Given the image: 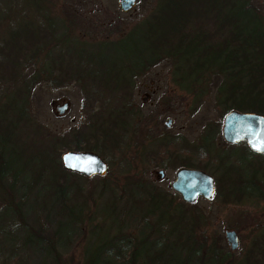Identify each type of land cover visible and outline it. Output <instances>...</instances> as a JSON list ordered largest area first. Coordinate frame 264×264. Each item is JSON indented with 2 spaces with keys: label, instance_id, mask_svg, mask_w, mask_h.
I'll list each match as a JSON object with an SVG mask.
<instances>
[{
  "label": "trees",
  "instance_id": "trees-1",
  "mask_svg": "<svg viewBox=\"0 0 264 264\" xmlns=\"http://www.w3.org/2000/svg\"><path fill=\"white\" fill-rule=\"evenodd\" d=\"M37 1L32 12L23 4L9 7L6 0H0V83L7 81L12 86L8 90L0 86V206L5 213L0 238L17 234L15 251L41 243L57 254L54 242L24 217V196L32 189L39 191L40 204L47 201L50 209L61 208L72 225L83 229L80 208L88 199L77 177L87 184L88 196L93 184L91 177L61 166V148L91 152L98 150V144L118 146L123 110L114 112L109 107L91 116L85 130H69L71 145L64 134L47 132L28 114L30 92L43 83L61 85L68 80L112 91L126 81V74H119L114 61L106 63L85 49L87 39L71 36L70 25L81 26L80 12L65 7L60 15L54 14L46 6L49 0ZM148 15L137 29L143 47L140 62L170 61L178 78L175 84L188 94L196 92V98L205 91V81L213 79L217 82L215 103L221 106L222 115L230 109L264 115V7L255 0H154ZM130 30H118L117 39L101 36L97 40L117 42ZM98 73L107 74L97 80ZM204 127L216 129L214 123ZM238 144L241 153H253L243 141L227 143ZM202 145L208 146L204 141ZM259 155L258 160L239 162L230 154L219 155L216 161L221 171L214 178V194L229 203L251 192L264 200V156ZM144 193L131 199L141 205L135 223L137 236L118 238L116 244L94 242L85 264L101 261L99 254L105 245L109 249L104 259L111 264H264V219L256 220L254 228L261 232L251 237L243 256L234 259L216 234L207 232L206 216L194 201L184 202L175 192L152 185ZM16 255L1 259L0 264H26L21 254Z\"/></svg>",
  "mask_w": 264,
  "mask_h": 264
},
{
  "label": "rangeland",
  "instance_id": "rangeland-1",
  "mask_svg": "<svg viewBox=\"0 0 264 264\" xmlns=\"http://www.w3.org/2000/svg\"><path fill=\"white\" fill-rule=\"evenodd\" d=\"M6 1L5 3L9 7L23 4L30 11L33 9V3L38 2L37 0ZM153 2L154 0H135L133 7L126 11L120 10L118 0H49L46 3L48 9H52L54 14L60 15L65 7L76 9L77 14L80 12L77 15V20L81 26L70 25L71 36L74 37L77 34L80 39H87L88 41L83 44V47L102 56L106 63L114 61L119 74H126V81L112 91L100 88L97 90L96 86H81V83L73 80H68L62 83L63 85L40 84L30 92L28 114L43 125L42 127L47 132L55 135L64 134L71 145L73 142L69 130H85L91 116L103 112L102 110H110L109 107H112L114 112L123 110L122 121L124 124L121 129H118L120 132L117 137L118 146L98 144V150L93 149L94 153L101 156L108 168L106 174L92 176L90 180L93 189L90 191L91 193L89 192V196L86 194L87 184L82 178L77 177L82 195L88 199L83 205L81 203L80 208L83 229L72 225L71 218L61 208L55 206L50 209L47 201V203L40 204L41 199L36 195L39 191L36 192L32 189L24 196V217L30 226L38 228V230L41 229L43 235L54 242L53 246L57 254L48 246H42L41 243L32 248L15 251L13 245H16L14 237H17V234H13V236H2L6 239L2 244L5 243L6 246L0 243V260L14 259L17 252L22 255L20 257L26 264H85L86 253L90 251L89 248L94 242L99 244L108 240V244H116L118 238L127 235L137 236L138 228L135 223L136 218L139 217L141 205L131 200L132 198L136 199L145 194V190L150 185L160 191L174 193L169 185L173 179L174 168L179 161L171 159L165 165L149 164L143 162L142 152L139 150L129 151L127 140L129 128H127L128 121L125 117L128 84H131L130 89L133 91L132 99L146 112L149 110L152 113L154 105L147 106L142 103L141 96L145 93L150 95L149 99L152 102L150 103L155 102L156 107L161 108L163 114L167 113L166 110L170 104L175 105V110L168 115L172 119L174 118L171 127L164 129L161 123L150 133L153 135L152 132L156 133V129H158L162 130L165 135L168 134L167 136L179 135L180 138H183L184 144L195 149L189 164L202 166L213 176V179L221 171L220 168L217 169L216 160L219 155L230 154L229 157L237 159L238 162L244 161L245 158L260 159L261 156L255 153H241L242 147L239 144L229 146L224 143L220 134L223 118V115L220 114L221 106L215 103L216 81L213 79L205 81L207 85L205 93H198L200 97L196 98V92L188 94L175 84V80L178 78L175 76L174 66L170 61L160 60V62L151 64L139 61L143 47L140 44L141 36L138 35L137 29H139V23L149 16L148 12L153 7ZM255 3L260 4L261 8L264 7V0H255ZM38 6L41 7V5ZM31 16V18L34 17L32 14ZM130 28L129 35H125L117 42L97 40L101 39V36L111 40L117 39L119 37L118 30ZM135 63L137 64L135 65ZM105 74L98 73L95 78L97 80L105 78ZM0 86L3 88L2 90L12 87L7 81L1 82ZM61 102L68 103V106L63 114H58L53 107ZM206 123L207 125L214 123L216 129H206L204 127ZM148 125L151 126L150 123ZM203 141L207 142L208 146L202 145ZM196 147H199L198 149L201 151H198ZM70 149L76 150L73 147ZM63 150L66 149L61 148V151ZM158 168L165 171L163 178L158 177L159 174L156 172ZM40 191H44V188H41ZM245 194L239 202H223L216 194H213L209 200L198 197L194 201L195 207L206 216L207 232L209 234L214 232L224 248L229 249V245L225 242L223 230L233 229L237 232L239 245L232 250L234 259L243 256V251L250 245L251 237L260 231L258 230L260 228H254L256 220L264 219V200L256 198L252 192ZM174 201L177 202V199L174 198ZM4 215L0 206V225L3 224ZM1 234L0 232V237ZM106 247L107 245L102 247L103 250L99 254L102 260L96 264L112 263L111 260L105 261L104 259L107 256L106 251L109 249ZM9 264L13 263L9 262Z\"/></svg>",
  "mask_w": 264,
  "mask_h": 264
},
{
  "label": "water",
  "instance_id": "water-1",
  "mask_svg": "<svg viewBox=\"0 0 264 264\" xmlns=\"http://www.w3.org/2000/svg\"><path fill=\"white\" fill-rule=\"evenodd\" d=\"M134 1L118 0L120 10L126 11L131 9ZM67 106L68 103L61 102L55 104L53 108L56 113L63 114ZM220 127L221 137L226 144L243 141L250 151L264 156V115L251 111H235V109H230L223 114ZM257 146H260L262 150H258ZM59 156V162L64 169L80 174V176L92 178L94 175H104L108 168L101 156L93 151L66 149ZM66 157L73 158L71 163H76L77 167L73 168L69 166L70 161ZM91 160L96 161V164L91 165L95 171L88 172L83 170V168L88 166L85 162ZM100 169H103V171ZM158 172L160 176H163L161 170ZM170 182V189L178 194L182 201L187 203H192L198 197L209 200L215 193L212 176L201 169L179 168ZM223 232L225 242L229 245L228 248L231 251L234 250L239 245L237 232L233 229H224Z\"/></svg>",
  "mask_w": 264,
  "mask_h": 264
},
{
  "label": "flooded vegetation",
  "instance_id": "flooded-vegetation-1",
  "mask_svg": "<svg viewBox=\"0 0 264 264\" xmlns=\"http://www.w3.org/2000/svg\"><path fill=\"white\" fill-rule=\"evenodd\" d=\"M128 85H129L128 86L129 90L128 93H126L127 111L125 117L126 120L128 121L127 128H129L127 130L129 151L133 152L134 150H139L140 152H142L143 162L149 164L165 165L171 159L179 161V163L176 164L177 166L174 168V175L176 173V170L182 167L185 169L194 168L195 170L201 169L206 171L204 168L202 169V168H198V167L196 168L194 166H190L192 165L189 164L191 162L190 159L193 157V153H195V149H193L190 145L188 146L184 144V142L182 141L183 138H180L179 135H174V137L170 135L167 136L168 134L165 135L162 130H158V129H156L157 131L156 133L152 132L153 135L150 133L151 130L153 131V129L157 128L159 125H161V123H162V128L164 129H169L171 127L172 123L174 122V118L172 119L168 115L170 112H173L175 110V105L170 104L167 107L166 110L167 113L163 114L162 109L161 108L158 109L155 105V102L151 104L152 102L149 99L150 95L145 93L143 96H141V100L143 101L142 103L146 104L147 106L154 105V107L152 108L153 109L152 113L149 112V110L146 112L142 108H140V105L136 104L134 99H132L133 91L132 89H130L131 84ZM149 123L151 124V126L148 125ZM145 142H147V144H144ZM159 170L163 172V176H165V171L161 168L156 169V172L159 174L158 177L163 178V176H160V173L158 172Z\"/></svg>",
  "mask_w": 264,
  "mask_h": 264
},
{
  "label": "snow or ice",
  "instance_id": "snow-or-ice-1",
  "mask_svg": "<svg viewBox=\"0 0 264 264\" xmlns=\"http://www.w3.org/2000/svg\"><path fill=\"white\" fill-rule=\"evenodd\" d=\"M257 147H258V150H262V149L260 148V146H257ZM66 159H68V160L70 161L69 166H71V167H73V168L77 167V164H76V163H71V160H72L73 158L66 157ZM85 163H86L88 166L85 167V168H83V170L88 171V172H93V171H95V169H94L93 167H91V165L96 164V161L91 160V161H87V162H85ZM100 170L103 171V169H100Z\"/></svg>",
  "mask_w": 264,
  "mask_h": 264
}]
</instances>
